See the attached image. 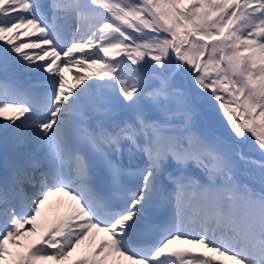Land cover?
Masks as SVG:
<instances>
[{
    "label": "snow or ice",
    "instance_id": "obj_1",
    "mask_svg": "<svg viewBox=\"0 0 264 264\" xmlns=\"http://www.w3.org/2000/svg\"><path fill=\"white\" fill-rule=\"evenodd\" d=\"M47 7L0 0V70L48 74L39 95L0 81V128L14 148L10 175L0 180V264L67 260L94 232L107 234L98 259L75 264H225L170 250L176 241L235 264H264V0H50ZM59 21L74 30L70 46ZM15 29L22 32L6 39ZM21 34L35 39L15 43ZM72 64L98 66L96 78L75 73L66 91ZM207 106L225 136L197 126L211 116ZM24 129L31 139L20 138ZM39 146H47L46 158ZM241 168L252 184L237 180ZM57 193L74 202L71 217L10 260L9 245L36 232L41 206ZM158 200L174 202L162 228L153 219ZM142 225L158 232L151 246L138 241Z\"/></svg>",
    "mask_w": 264,
    "mask_h": 264
},
{
    "label": "bare ground",
    "instance_id": "obj_2",
    "mask_svg": "<svg viewBox=\"0 0 264 264\" xmlns=\"http://www.w3.org/2000/svg\"><path fill=\"white\" fill-rule=\"evenodd\" d=\"M17 31H20V32H22V30H20V29H15V30H13V33H7V35H10L9 36V38H12L13 37V35H14V33L15 32H17ZM31 31H33V30H31V29H29V32H31ZM37 35H39V33H37ZM75 35V33H74V31H72V36H74ZM33 39H35V37H33V36H26L25 35V38L23 39V41H24V43L25 42H31ZM44 47H48V46H44ZM32 51H34V50H32ZM86 51H88V50H86ZM62 59H64V57H63V55H62ZM65 69H67L70 73H72V80L74 81L75 79H74V74L75 73H77L78 71H77V68H71L70 67V65H69V67H67V68H65ZM31 136H32V133H31V130L30 129H24V130H22V132H21V134H20V138L21 139H31ZM7 144L8 145V148L12 151V145L10 144V142H9V140H8V142L6 143L5 142V137H3L2 139H0V148H1V146L3 145V144ZM45 149H46V151H44V153L43 152H41V157H42V159L43 158H46L47 157V155H48V149H47V146H45ZM12 159H13V154H12ZM73 203L74 202H72L71 200H70V198L69 197H67V196H64V194H62V193H57V195L55 196V198L54 199H48L47 201H46V204L42 207V209H41V212L42 213H46V215H48L47 213L49 212V211H51L52 213H54L56 210H58L59 211V209H61V210H64L66 213H68L69 214V217H71V215H72V205H73ZM185 222L187 223V224H191V221L189 220V217H186L185 218ZM191 226V225H190ZM42 228V227H41ZM30 234V233H29ZM95 234H98L99 236H102L103 234L105 235V233H103V232H100V233H95ZM21 238V237H20ZM22 239H20V241H21ZM86 244H88V248H87V252L89 253V254H91L92 255V259H98V257H95L94 255H93V253H94V251H95V249H96V245L98 244L94 239L92 240V241H90L89 239L88 240H86V241H84ZM83 242V243H84ZM180 242V241H179ZM182 243V242H181ZM80 247H81V244L80 245H78L77 246V248H76V250L72 253V258L77 254V253H79V252H81L80 251ZM201 247H203V246H201ZM12 253H13V251H12ZM72 258H70V259H72ZM109 259H111V258H109ZM119 259V258H118ZM55 262V261H54ZM57 263V262H56ZM110 263H113V259H112V261H110ZM119 264H130V262H128V261H126V260H124V259H119Z\"/></svg>",
    "mask_w": 264,
    "mask_h": 264
},
{
    "label": "rangeland",
    "instance_id": "obj_3",
    "mask_svg": "<svg viewBox=\"0 0 264 264\" xmlns=\"http://www.w3.org/2000/svg\"><path fill=\"white\" fill-rule=\"evenodd\" d=\"M23 34H21L20 36H22ZM20 36L19 37H17L15 40H14V42L15 43H17V44H19L18 42L20 41ZM6 37V36H5ZM7 39V38H6ZM6 44V40H4V41H0V46H2V45H5ZM79 68H81V69H86V68H82V67H79ZM77 71H78V68H77ZM77 73H80V72H77ZM208 107V112L211 114V116L209 117V121H208V123L210 122L211 124H218V125H222L223 126V132L222 133H219V134H216V135H221V136H225L226 135V133H225V130H224V123H223V120H222V118L219 116V114L216 112V110L214 109V108H212L211 106H207ZM202 118H203V120L202 121H200V124H201V126L199 125H197L199 128H201V129H203V124L205 125V120H204V116H201ZM205 130L206 131H210L209 129H208V127H206L205 128ZM211 132V131H210ZM225 134V135H224ZM252 154H256L257 156L259 155V153H257V152H253V153H251V156H252V158L253 159H255L254 158V155H252ZM251 170H253V171H257V173H255L256 175H258V170L257 169H255V168H250ZM246 183H248V184H252L250 181H249V179L246 181ZM256 186H258V185H256ZM55 261V262H54ZM57 262V263H56ZM64 261H56V260H52L51 262H46V260H43V261H41V263L42 264H62Z\"/></svg>",
    "mask_w": 264,
    "mask_h": 264
}]
</instances>
